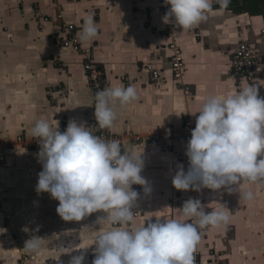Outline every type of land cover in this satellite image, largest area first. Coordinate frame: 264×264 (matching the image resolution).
Instances as JSON below:
<instances>
[{"label": "crops", "instance_id": "0c3cea01", "mask_svg": "<svg viewBox=\"0 0 264 264\" xmlns=\"http://www.w3.org/2000/svg\"><path fill=\"white\" fill-rule=\"evenodd\" d=\"M22 1L19 19L24 28H35L33 23H37L39 15H54L62 7L65 19L76 26L78 33L84 17L93 14L99 33L93 40L84 42V52L78 53L58 43L54 26L37 31L45 35L43 45L36 52V75L41 77L40 81L37 79V87L43 88L44 97L35 101L32 89L20 96L25 101L15 119L20 125L18 134L29 142L34 139L30 130L36 121L44 119L53 126L58 122L59 130L64 131L73 118L86 122L94 133L95 129L90 126L94 119L93 92L84 69L85 56L94 54L105 72L106 87L133 85L138 93L135 102L115 105L118 118L109 129L115 134L132 133L138 137H125L121 147L130 149L134 155H143L145 164L141 175L151 188L146 195L140 185L132 186L140 193L133 208L139 215L129 227L147 224L150 219L154 222L156 218L182 219L178 216V209L182 207L179 198L192 190L175 189L172 178L179 165L187 170V162L178 158L187 141L156 139L152 135L163 132L169 125L180 127L186 117L195 123L199 115L196 112L208 95L225 90L235 92L240 88L242 83L231 69V58L240 41L238 30L243 28L252 44L264 47L261 32L264 0H230L224 9L214 0L213 11L206 21L190 30L179 28L176 41L186 63L181 84L172 75L173 37L169 24L163 22L165 13L160 9V0L131 2L137 8L133 17L126 14L127 7H132H126L124 0ZM38 2L36 11L33 5ZM148 64L160 71L158 81L151 79L146 70ZM261 65L259 95L264 97V61ZM184 85L190 90H184ZM4 132L6 138L11 135L8 130ZM3 138L0 134V141ZM39 150V144L32 148L22 144L0 148L7 155L6 163L0 166V234L7 238L0 247L3 250L0 264H21L24 254L32 257L33 264H69L73 256L81 254L83 264H92L95 240L111 225L96 223L102 215L100 212L81 221L67 222L60 218L56 212L59 202L49 193L35 191L38 173L42 170L37 157ZM246 187L254 194L251 201L240 200L237 191L207 188L195 191L204 205L210 204L211 208L219 207V203L225 205L230 217L218 228L201 230L202 264H264V182ZM211 208L206 207V211H212ZM32 236L41 238V246L35 252L25 251L24 243Z\"/></svg>", "mask_w": 264, "mask_h": 264}, {"label": "clouds", "instance_id": "9594fccd", "mask_svg": "<svg viewBox=\"0 0 264 264\" xmlns=\"http://www.w3.org/2000/svg\"><path fill=\"white\" fill-rule=\"evenodd\" d=\"M230 0H215L221 9ZM214 0H165L170 5L163 16L183 31L204 22L213 11ZM94 15L84 17L79 33L81 42L98 36ZM138 99L133 85L109 86L94 98V116L100 129H110L117 120L115 105L127 106ZM185 155L188 167H177L172 178L175 189L237 191L240 200L251 201L246 186L264 182V97L259 85L244 80L238 90L208 95L199 109ZM195 113V114H196ZM193 114V115H195ZM39 143L35 191L49 193L57 200V214L64 221H81L100 212L96 223L111 225L95 240L92 264H195L194 250L201 230L220 227L229 220L228 208L219 203L211 208L199 199H188L178 210L179 218H156L136 226L133 208L140 185L147 195L151 188L145 177L143 155L122 149L116 139L94 134L86 122L69 119L64 131L59 124L40 119L30 130ZM206 207L212 211H206ZM41 238L32 236L24 243L28 252L38 251ZM84 255L73 256L69 264H83Z\"/></svg>", "mask_w": 264, "mask_h": 264}, {"label": "built area", "instance_id": "2783aa9c", "mask_svg": "<svg viewBox=\"0 0 264 264\" xmlns=\"http://www.w3.org/2000/svg\"><path fill=\"white\" fill-rule=\"evenodd\" d=\"M161 6L160 9L163 13H166L168 10V5L165 4V0H160ZM57 12L54 15H48V14H41L39 15V18L37 20L38 26L41 27H47V26H54L57 28L58 36L57 40L58 43L63 45L64 47L70 48L73 51H76L78 53L84 52V42H81L79 40V33L76 28V26L68 22L63 13L62 7L57 8ZM39 10V7L36 11ZM169 30L170 35L173 37V41L170 44V47L173 52L172 60H171V71L172 75L175 78L176 81H178L181 84V81L184 76V71L186 67V63L184 60L183 52L179 44L177 43L178 38V30L179 27L175 26L172 23H169ZM262 34L264 35V28L261 30ZM238 36L240 38L238 47L234 51L232 58H231V69L234 76L238 79L240 83H242L244 80H246L249 83L252 84H258L259 85V93L260 89L262 88V84L259 81V73L263 71L261 63L264 61V47L261 48L259 46H255L252 44L245 35V31L243 28H240L238 30ZM84 69L87 74V78L89 81V85L91 87V90L93 92V109L94 108V98L97 91L102 90L106 88V79H105V72L102 69V67L99 65V63L95 60V56L92 53H88L85 56L84 60ZM146 70L148 71L150 77L154 81H158L161 78L160 71L154 67L152 64H148L146 67ZM184 90L189 91L190 87L184 85ZM90 126L94 128V134H97L101 137L107 138V139H116L120 142L121 146L125 143V137L128 136L130 139L133 137L134 139H137L138 137L134 136V134L129 133V135L123 134H115L109 131V129H100L98 125L96 124L95 116L94 119L90 122ZM195 123H193L189 117H186L184 123L180 127H174V126H167L163 132L153 133L152 137L159 139L160 137L164 139H184L188 142V140L191 138V130L194 129ZM20 142H23V137L19 136L17 138ZM26 141V140H25ZM38 141L36 139L31 140V146H37ZM185 150L178 154V158L181 160H185L188 165V158L185 155ZM6 160L5 155H0V165L4 164ZM199 199L202 202V200L199 198V196L195 193L194 190L189 191V194L187 196L181 195L179 198V203L182 206L183 203L188 199ZM139 213L136 212L135 216H138ZM203 231H207V228ZM194 256H195V264H202V252L199 247V242L194 250ZM29 256L26 255L24 259H22V264H30L28 261Z\"/></svg>", "mask_w": 264, "mask_h": 264}, {"label": "rangeland", "instance_id": "374dc122", "mask_svg": "<svg viewBox=\"0 0 264 264\" xmlns=\"http://www.w3.org/2000/svg\"><path fill=\"white\" fill-rule=\"evenodd\" d=\"M124 1L125 6L132 7L129 9L126 6V14L128 13L133 17L137 13V8L131 2L134 1L136 3L137 1ZM22 2V0H0V134L4 137L0 141V148L4 147V149L16 144H22L32 148L31 141L26 142V138L17 132L20 125L16 122V117L20 115L25 101L23 98L21 100L20 96H24L26 90L32 89L33 99L35 101L38 98L41 99L44 97L43 88L40 89L37 87V79L40 81L41 77L36 75V52H38L39 45H43V38L45 36L37 31H41L45 27L40 28L36 22L33 23L36 29L32 26L30 28H24L21 25L19 18L21 8L23 7ZM38 4L39 2L34 3V10H37ZM22 14L24 15V11H22ZM32 20H35V17H32ZM18 105L20 107L16 109L15 107ZM5 130H8L11 134L8 138H6L7 134L4 132ZM13 134L16 135L13 136ZM19 135L23 137V142L17 140ZM2 154L7 159L6 153L0 151V155ZM4 164L1 165L3 166ZM54 238L55 236H53V240ZM6 239L3 234H0V247H3ZM25 256L26 254L22 255L21 259H24ZM31 258L28 261L33 264V260H30Z\"/></svg>", "mask_w": 264, "mask_h": 264}]
</instances>
